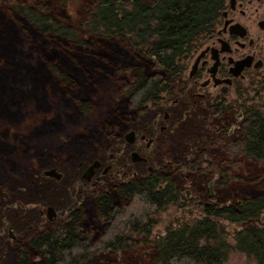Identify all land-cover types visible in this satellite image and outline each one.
I'll return each instance as SVG.
<instances>
[{
  "label": "trees",
  "instance_id": "obj_1",
  "mask_svg": "<svg viewBox=\"0 0 264 264\" xmlns=\"http://www.w3.org/2000/svg\"><path fill=\"white\" fill-rule=\"evenodd\" d=\"M87 19L76 29L65 25V7L54 13L36 0H12L0 11V120L12 126L36 111L58 110L31 138L60 133L87 119L93 96L120 76L121 100L85 134L73 138L72 152L109 141L113 131L148 112L183 75L186 61L214 31L224 0H92ZM81 31L88 35L83 39ZM264 92V80L258 84ZM52 96V97H51ZM260 98V97H259ZM248 96L245 121L235 147L264 165V98ZM225 138L222 142L232 139ZM14 149L0 145V158ZM184 169L202 176L200 156L185 160ZM171 165L112 187L82 205L69 221L37 234L0 264H84L103 252H129L138 244L132 235L150 237L158 216L182 203ZM230 183L223 174L220 190ZM205 209L193 225L169 230L152 244L150 264H224L232 247L223 240L220 222L244 224L234 249L264 264V177L249 198Z\"/></svg>",
  "mask_w": 264,
  "mask_h": 264
},
{
  "label": "rangeland",
  "instance_id": "obj_2",
  "mask_svg": "<svg viewBox=\"0 0 264 264\" xmlns=\"http://www.w3.org/2000/svg\"><path fill=\"white\" fill-rule=\"evenodd\" d=\"M36 1L54 13H60L65 7L67 19L63 21L64 24L81 30L80 23L87 19L85 9H89L88 5L92 0ZM11 2L12 0H0V11H4L5 5ZM254 7L261 8V13H264V1L262 4L255 2ZM253 10L249 11L250 14ZM80 36L83 39L89 38L83 31ZM120 90V76H115L104 91L93 96L95 106L87 119L41 139L31 138L34 130L44 122L55 120L58 110L46 113L30 106L25 110V119L17 126L0 120V145H8L10 150L14 149L11 156L0 158V262L12 256L18 245L26 244L37 234L51 231L57 225L69 221L66 217L58 216L55 222H51L47 217L48 208L52 207L58 213L69 211L76 200L82 206L114 186L128 184L135 178H145L150 170L158 171L171 165L180 170L173 180L180 191L182 203L170 206L158 216V224L150 237L132 235L133 241L138 244L133 250L103 252L84 263L150 264L154 255L151 243L156 239L165 236L169 230L193 225L194 221L202 219L206 208L215 206L220 201V206H227L249 198L257 182L263 179L264 165L249 160L240 148L234 146L243 124L238 119L240 109L234 112V118L228 125V131L235 134L225 142L218 138L217 127L210 125L209 111L181 103L170 106L172 109L161 106L139 114L136 121L131 119L129 127L113 131V137L109 141L94 145L92 149L72 152L69 145L73 138L85 134L110 109L119 105ZM254 92L251 97L255 98L254 102L257 104L264 98V92L260 95ZM175 99L176 96H173L170 103ZM165 111L170 114L169 120H164ZM159 113L161 118L157 121ZM162 126L166 131L161 132ZM146 127L148 131L145 133ZM132 130L137 132L138 137L145 135L154 140L151 148L148 149L144 142L135 145L125 142L124 135ZM116 134H121L122 138L118 140ZM133 151H137L147 162L134 163L131 157ZM200 156L204 161L202 169L206 173L202 176L187 173L184 169L185 160ZM95 161H100L105 166H114L107 175H103L104 168L97 172L94 181L102 177L97 186L82 180L85 170ZM81 165L84 167L79 171ZM50 170L61 174L62 180L45 176L44 172ZM117 171L118 178L115 177ZM124 174L126 176L122 179ZM223 174L230 178V183L218 190L215 183ZM84 183H87L86 188ZM220 227L223 230V240L232 247L224 264H257L246 254L234 249L235 236L244 230L245 225L220 222ZM11 232L16 241L12 240Z\"/></svg>",
  "mask_w": 264,
  "mask_h": 264
},
{
  "label": "flooded vegetation",
  "instance_id": "obj_3",
  "mask_svg": "<svg viewBox=\"0 0 264 264\" xmlns=\"http://www.w3.org/2000/svg\"><path fill=\"white\" fill-rule=\"evenodd\" d=\"M224 1L225 6L221 19L213 33L203 40L190 55L186 61L183 75L176 80L168 92L161 96L159 102L149 107V110L161 106L170 109V106L174 107L185 103L191 104L192 107L206 109L210 112V125L217 127L220 141L224 139V136L225 138L234 136L235 133L228 131V125L233 120L236 110H241L238 119L245 121V102L248 96L251 97V94L255 93L254 91L258 95L262 93L259 91L258 84L264 80V13H261V8L254 7L255 2L262 4L264 0H235L234 3L232 0ZM251 9H254L252 14L249 12ZM227 22H229L228 25ZM237 25L245 29V36L242 37L234 31L233 27ZM246 60H249L250 65L245 66L242 71H238L237 65ZM173 96H176V99L170 103ZM157 116V121H160L161 114L159 113ZM163 116L164 120L170 119L168 111H165ZM160 130L164 132L166 128L162 126ZM147 131L146 127L145 133ZM132 132H135V137L133 142L129 143L130 145L144 142L148 149L151 148L154 140L148 139L145 135L138 137L135 130ZM116 136L118 140L122 138L121 134H116ZM136 152L133 151V153ZM83 167L81 165L79 171ZM105 167L107 166L102 164L90 181L83 179L84 172L82 180L97 186L98 183H101L102 177H98L96 181L94 179L97 177V172ZM112 169L114 166H111L107 174ZM155 171L150 170V173ZM125 176L124 174L122 179ZM115 177H119L118 171ZM87 183H84V188ZM210 194H212L211 191ZM80 207L81 203L76 200L69 211L58 213L53 208L56 215L53 222L57 220L58 216L66 217L69 220ZM10 235L13 241L17 240L12 232Z\"/></svg>",
  "mask_w": 264,
  "mask_h": 264
},
{
  "label": "water",
  "instance_id": "obj_4",
  "mask_svg": "<svg viewBox=\"0 0 264 264\" xmlns=\"http://www.w3.org/2000/svg\"><path fill=\"white\" fill-rule=\"evenodd\" d=\"M235 0H232V3H234ZM229 24V22H227V25ZM234 31L238 34H240L242 37L245 36V29L240 26V25H237L235 27H233ZM250 60V59H249ZM249 60H246V61H243L241 63H239L237 65L238 67V71H242L244 69L245 66H249ZM135 137V132H129L125 135V140L126 142L128 143H132L133 142V139ZM132 160L134 163H146L147 160L142 158L138 153H133L132 154ZM102 166L101 162L100 161H95L84 173L83 175V179L87 180V181H90L92 179V177L95 175V172L97 169H99L100 167ZM111 166H107L105 167L104 171H103V175L107 174L108 171L110 170ZM44 175L45 176H48V177H53V178H56V180H60L62 178V175L57 173L56 170H50V171H46L44 172ZM55 210L50 207L48 208L47 210V217L49 218V220L51 222L54 221V218H55Z\"/></svg>",
  "mask_w": 264,
  "mask_h": 264
}]
</instances>
